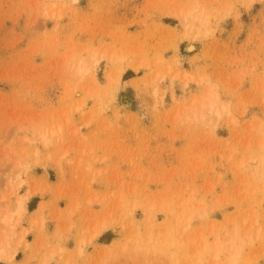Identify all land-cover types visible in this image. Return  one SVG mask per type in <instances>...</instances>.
I'll list each match as a JSON object with an SVG mask.
<instances>
[{
	"label": "rangeland",
	"instance_id": "374dc122",
	"mask_svg": "<svg viewBox=\"0 0 264 264\" xmlns=\"http://www.w3.org/2000/svg\"><path fill=\"white\" fill-rule=\"evenodd\" d=\"M0 214V264H264V0H0Z\"/></svg>",
	"mask_w": 264,
	"mask_h": 264
},
{
	"label": "bare ground",
	"instance_id": "6f19581e",
	"mask_svg": "<svg viewBox=\"0 0 264 264\" xmlns=\"http://www.w3.org/2000/svg\"><path fill=\"white\" fill-rule=\"evenodd\" d=\"M192 49L193 47L191 46H188V49ZM20 206H19V212L21 213L22 211H23V207H24V201L23 200H21L20 202ZM23 206V207H22ZM7 213V212H6ZM1 215V214H0ZM3 216H2V219H3V222H4V224H8V222H10V220H11V216L10 215H8V214H6L5 215V213L4 214H2ZM2 221V220H1ZM7 247H8V231H6L5 233H4V239L3 240H1V242H0V259L2 260V259H5V258H7L8 257V259H12L13 258V255H14V253H12V252H10V250L8 249V254L6 255V249H7Z\"/></svg>",
	"mask_w": 264,
	"mask_h": 264
}]
</instances>
